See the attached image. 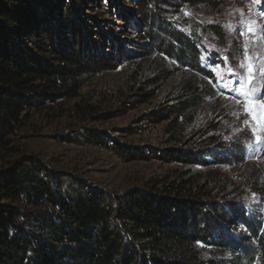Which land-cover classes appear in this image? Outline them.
<instances>
[{"label": "trees", "instance_id": "1", "mask_svg": "<svg viewBox=\"0 0 264 264\" xmlns=\"http://www.w3.org/2000/svg\"><path fill=\"white\" fill-rule=\"evenodd\" d=\"M187 1L216 5L218 0ZM114 14L143 27L151 28L155 20L139 0H0V150L30 111L77 97L83 83L110 63L148 53L140 48L151 29H141L133 40L127 29H120L129 28L127 23H113ZM159 41L172 46L170 36ZM178 49L179 55L189 54L185 47ZM209 89L204 84L184 92L175 104L141 117L168 120L178 129V117L191 116ZM140 90L125 96L145 102ZM75 106L92 120L123 111ZM82 128L76 132L78 141L91 140L126 158L141 153V146ZM160 151L180 166L211 170L243 155L233 141L179 153ZM209 173L153 174L118 192L80 179L63 188L47 165L28 156L16 159L8 171H0V264H221L207 259L202 252L207 247L262 255L264 225L257 204L222 185L217 188L212 184L216 174Z\"/></svg>", "mask_w": 264, "mask_h": 264}, {"label": "rangeland", "instance_id": "2", "mask_svg": "<svg viewBox=\"0 0 264 264\" xmlns=\"http://www.w3.org/2000/svg\"><path fill=\"white\" fill-rule=\"evenodd\" d=\"M139 1L151 8L155 18L150 21L151 28L123 21L120 14H114L112 20L121 26L127 23L129 28L120 29H127L133 40L141 29L150 28L146 45L139 46L148 53L139 60L122 57L110 63L83 83L77 97L60 98L41 111H30L0 150V171H8L14 160L28 156L52 169L63 188L80 179L118 192L153 174L181 176L195 172L205 177L213 172L216 181L212 184L217 188L222 185L224 190L241 193L245 202L257 204L264 225V143L257 144L251 126L244 123L248 116L240 94L241 83L264 92V0L255 4L252 0H218L216 5L187 0ZM250 23L254 32L248 31ZM161 36H170L172 46L159 41ZM125 45L122 47L130 48ZM181 47L189 54L179 55ZM213 61L220 68H215ZM249 63L254 66L250 84ZM228 67L234 73L225 75L229 86L223 87L217 77ZM204 84L210 87L208 95L191 116L178 117V129H172L168 120L151 122L141 117L175 104L179 95L201 90ZM138 88L147 96L145 102L134 103L125 96ZM262 101L264 96L257 103ZM77 102L96 104L103 111H123L106 115L110 116L108 120H92L76 108ZM82 126L105 131L119 142L141 146V153L137 152V158H126L91 140L78 141L80 133L76 132L84 130ZM105 139L108 141V137ZM228 141L241 145V159L212 165V170L180 166L175 157L160 151L179 153V149L195 150ZM202 252L207 259L221 264H264V253L245 257L241 250L208 247Z\"/></svg>", "mask_w": 264, "mask_h": 264}, {"label": "snow or ice", "instance_id": "3", "mask_svg": "<svg viewBox=\"0 0 264 264\" xmlns=\"http://www.w3.org/2000/svg\"><path fill=\"white\" fill-rule=\"evenodd\" d=\"M253 4L260 3L262 0H252ZM188 14L187 12L185 13ZM248 31L254 32L255 29L253 24L248 25ZM247 59H251L248 57ZM215 68H220L219 64H215L213 61ZM243 66V65H241ZM254 70V66L249 63L248 72H249V84L252 80V73ZM234 70L231 67H228L224 70V72L217 77L218 81L222 84L223 87H228L229 85L225 83V75L233 74ZM240 94L243 99V108L245 114L248 116V119L244 121L246 125L251 126V131L256 138L257 144L264 143V136H261L260 133L264 132V101L257 103V100L264 96V92H259L258 90H253L250 87L246 88L243 83L240 84ZM238 103L240 101H237ZM199 243V242H198Z\"/></svg>", "mask_w": 264, "mask_h": 264}]
</instances>
